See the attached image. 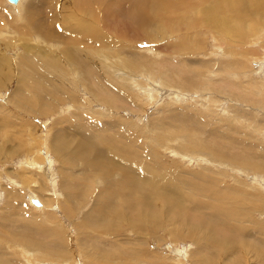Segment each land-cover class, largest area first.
I'll use <instances>...</instances> for the list:
<instances>
[{
	"label": "rangeland",
	"instance_id": "obj_1",
	"mask_svg": "<svg viewBox=\"0 0 264 264\" xmlns=\"http://www.w3.org/2000/svg\"><path fill=\"white\" fill-rule=\"evenodd\" d=\"M85 1L97 8L82 11L74 6L78 14L67 20L64 15L68 9L73 12V1L69 5L67 0H21L13 6L0 0V262L173 264L167 259L174 256L183 264L195 263L188 255L200 244L199 236L191 239L190 229L171 221L163 206L157 207L155 214L160 212L154 219H136L135 213L125 210L119 216L107 212V221L96 227L104 196L127 178H117L112 167L107 168L108 176L90 159L83 161L85 154L76 152L83 139L112 143L114 159L117 153L131 157L133 177L142 176L140 170L151 177L148 170L157 168L160 176L150 183L177 187L187 198L226 191L224 196L243 202L235 209L236 217L247 210L252 219L264 223V49L260 46L264 37H255L244 47L229 39L224 49L204 27L212 22L208 18L213 13L204 18L182 9L177 17L173 15L177 28L186 29L181 34L170 37L174 26L165 20L169 12L149 11L158 24L139 32L146 35L137 42L128 41L120 34L130 32L126 21L119 18L117 32L112 25L118 16L115 6L123 1ZM102 12L107 15L104 27L96 17ZM194 24L196 30H188ZM129 59L133 62L127 67ZM35 72L39 84L18 87L19 78H37ZM183 117L190 122H183ZM173 125L181 130L174 131ZM61 144L67 145L65 150ZM30 162L37 165L31 168ZM23 171L27 178H18ZM153 197L146 193L147 202ZM134 198L145 197L135 194L133 202ZM115 204L124 207L126 200L118 198ZM27 227L36 229L32 240L43 242L47 252L16 240L17 232L25 233ZM227 230L223 233L229 234ZM46 231L57 235L51 237ZM224 252L218 253L216 264H233V257L226 261L231 253ZM34 253L39 259L32 257ZM237 255L236 264H260L249 246Z\"/></svg>",
	"mask_w": 264,
	"mask_h": 264
},
{
	"label": "bare ground",
	"instance_id": "obj_2",
	"mask_svg": "<svg viewBox=\"0 0 264 264\" xmlns=\"http://www.w3.org/2000/svg\"><path fill=\"white\" fill-rule=\"evenodd\" d=\"M20 1L21 0H19L16 4H12V3L8 2V1L7 2L9 4L13 5V6H17ZM70 1L74 2L72 4L73 12L71 13L69 11V9L65 12L64 17L67 20L69 19L70 16H71L70 18H72L74 16V14H76V15L78 14V13H75L74 6L78 10H82V11L85 10V9H87L88 11H91V10H95L97 8V6H95L92 3L86 2L85 0H67L68 3ZM121 1H123L122 4L120 3L119 6H115V9H114L115 15H118V16L112 22L113 31H116V30L119 31V26H118L119 18H123L126 21L127 26L130 29V32L126 36H124L125 35L124 33L120 32V34L123 36V39L128 40V41L133 40V42H137V40H139L140 38H142V37H144L146 35V33H144V32H145V30L148 27L155 26L156 24H158L157 19L154 18L155 16L152 17L151 14H150V12L151 13L157 12V10L163 11L165 15L169 12L165 16V18H166L165 20H166V22L168 24L172 22L173 26H174V28L172 29V31L169 34L170 37H174V36H177V35L181 34L186 29H183V28L179 29V27L181 25H178V28H177L176 19L173 17V15H176V17H177V14L179 12H181L182 9L185 12L188 11L187 13H189L191 11L193 15L195 14V15H199V16L200 15L205 16L204 18H207L210 15V13H213V15H210L209 18H208V19L212 18L213 19L212 22L203 21V22H205L204 27H206V29H207L206 33L213 35L212 40L217 42L218 45H220V47L223 46L224 49H227L226 48L227 47L226 46V42H227L226 40H229V39H230L229 41H231V42L234 40L233 42L236 43V45H241L242 47H244V45H247L248 42H250L252 39H255V37H257V38L264 37V0H197V1H194V0H181L180 3L179 2L173 3L170 0H121ZM114 2H116V0H114ZM70 4L71 3H69V5ZM99 15H100V13H99ZM99 15L96 16L98 18L99 25H100V27H104L107 15L105 13H103V12H102L101 16H99ZM109 16H111V12L108 14V17ZM88 17H90V16H88ZM90 18L93 19V17H90ZM180 18H181V16H180ZM195 19H196V17H195ZM116 20H118V21H116ZM69 23H71V20H70ZM196 27H197L196 24H194L193 27H191L188 30H193V29L196 30ZM215 28L216 29L222 28L221 29L222 31L221 32H216ZM72 30H73V27H72ZM142 31H144V32L139 34V32H142ZM167 33H169V32H167ZM224 35H226V36H224ZM74 37H76V36H73V38ZM184 39H187V38H184ZM78 40H80V38ZM181 40H183V39H181ZM71 42H72V40H71ZM179 44H181V43H179ZM85 45L87 47L88 44H85ZM261 45H262V48L264 49V42L262 44H260V46ZM77 46H81V44L78 43ZM178 47L180 48V45H178ZM26 49L28 50L29 48H26ZM231 49H233L234 52L236 51L235 50L236 48H234L233 46H231ZM103 51L105 52V50H103ZM189 51H191V49H187V50L183 49L182 52H188L189 53ZM83 52H84V50H83ZM172 52L174 54H178V53L181 54L178 51H172ZM230 53H231V51H230ZM242 53H240V54H242ZM95 54L99 55L101 57L100 53H95ZM227 54L230 55L229 52ZM236 54L237 53H235V54L233 53V55H236ZM178 55H176V56H178ZM1 60H3V58H0V66H1V63H2ZM24 61H26V60H24ZM125 62L126 63L124 65H126L128 67V66H130V62H133V61H131L129 59V61H125ZM99 64H101V63L97 62V63H95V66H97L99 68ZM224 64H226V63H224ZM100 66H102V65H100ZM223 66L224 65H220L221 70H224V71L228 70V68L223 69ZM226 66H227V64H226ZM217 69L219 71V68H217ZM135 70H136V67L133 65V71H135ZM106 71H108V70H106ZM35 74H36V72H35ZM37 74L36 75H37L38 79L36 77H29V78H25V80L21 79V80H23V81H21L20 78H19L18 81H17V82H19L18 87H23L24 89H28V85L30 87V84H32V86H34L36 84H39L41 82V78L39 77V73L38 72H37ZM24 75H26V74H24ZM31 76H33V75H31ZM92 76L93 75H91L90 77L92 78ZM0 78H1V76H0ZM59 100H61V99H59ZM185 118L182 121L183 122L186 121V124L189 123L190 121L187 120V117H185ZM182 124L184 125L185 123H182ZM164 126H165V124H164ZM159 127H160V125H159ZM169 128H170V126H169ZM173 130L174 131H180L181 130L180 129V125H173ZM262 133H264V132H262ZM185 137H186V135H185ZM110 138L108 140H110ZM83 140L84 141H80V142L78 141L77 145H76V147L79 150L77 148L76 149L78 151L81 150L80 152L76 151L77 153H80L78 155L81 156L83 153L85 154V157L82 159L83 161H85L87 159H90L92 166H94L95 168L97 167L99 169L102 168L101 169L102 172L104 174H107L108 176H110L111 173H110V171H107L108 170L107 168L112 167L113 170H115V174L114 175L118 176L117 178H119L120 175H122L123 177L127 178L126 183L124 185H118V184L113 185L114 187L112 189V192H110V193H108V194H106L104 196V203H103V205L101 204V206H100L101 207L100 210L102 212H104V213H102L100 211L98 212V214H97L98 220L97 221L100 222V223L97 224L96 227L101 225L103 222L107 221L106 218H107L108 215L110 216V214H115L116 215V213H117V215L119 216L120 215L119 212L121 210L129 211L132 214L135 213L134 214L135 218L136 219L137 218H141V220H142L143 216L144 217H149V218L155 217L156 214L157 213L159 214V212H160L159 211V212H157L155 214L157 207L158 206H163V207H165L167 209V212H168L167 215H170L171 221L179 222L185 228H189L190 229L191 239H194V237L199 236V237H197L198 238L197 242L200 243V244H195L196 245V247H195L196 250L194 252H191V255L190 254L188 255L190 257V259L194 258V260H195L194 264H202L201 261L204 264H216V261H214V260H216V257L218 256V253H224L225 254V252H224L225 249L228 250L229 253H231L230 256L226 258V261H227V259L230 260L229 259L230 257H233V262H234L233 264H236L235 262L239 261V258H238L237 254H240L241 252H244L248 246L250 247L252 253L255 255V257L259 261V263L263 264V262H264V228H263L264 227V223H260V222H258L256 220L252 219L251 216H253V215L247 210H246V213H245L244 216H237L236 217L235 209H236V207L239 204H241L243 202H241L240 200L234 199V196H231L230 197L231 199L226 197V196H224L226 191H225V193L223 191L221 194L219 192L220 195L219 194L218 195L217 194L212 195L210 193H206V194H204L201 197H197V195H194V196H190V198H187L189 195L184 196V195L179 194L180 190H178L177 187L176 188H172V189L171 188H165V185H163V183H162V187L159 188L160 183H159L158 186L155 185L154 183H150L151 181L154 180L155 177L157 178V176H160L159 173H158L159 170L157 168H154L156 170H154V169L148 170L147 173L149 175L151 174V177H149L147 175H144V172L142 170L139 171L141 174H143L142 176L133 177V169L130 166V160H129V159H131V157H127V156H124V155H122L120 153H117L118 154V159H114V155L113 154L116 151V148L114 149L113 144L112 143L111 144L107 143V140H105V139H102L99 143H95L94 140H91L90 142L85 140V139H83ZM193 140H194V138H193ZM128 145H130V144H128ZM61 147L63 148L62 150H65L67 145L61 144ZM101 147H104L105 149L111 147L112 151H111V149H109V150L106 149V152H104V151L101 150ZM56 148L59 149V147H57V146H56ZM99 148H100L101 151H98ZM108 155H111V156L113 155V158L109 157ZM86 156H88V157H86ZM72 157L73 156H71V158ZM95 164H97V166ZM29 165L31 166V168H34L37 164L35 165L34 163L30 162ZM23 166H25V165H23ZM24 169L22 168V170H24ZM40 169H41V167H40ZM134 171L136 172V170H134ZM155 171L156 172L158 171V172L155 173ZM205 171H207V170H205ZM18 178H27L26 177V173L24 171H23V173H19ZM24 180H26V179H24ZM115 181H116V179H115ZM15 182L17 183V181H15ZM23 182H26V181H23ZM243 185H245V184H243ZM222 187H224V186H222ZM118 188H120V189H118ZM117 189H118V191H117ZM64 190L66 191V189H64ZM261 190L263 191V189H261ZM148 191H149L150 194H152L154 196L153 197L154 201H148V202L146 201V193ZM242 191H244V190H242ZM75 192H77V191H75ZM125 192H128V194L125 195L124 194ZM162 192H166V194L161 195V194H163ZM67 193L71 194L69 192H67ZM238 193H240V192H238ZM135 194H139V196L141 195V196H144L145 198H141L140 200H135V198H136V196H135L134 202H133V195H135ZM243 194L244 193H242V195ZM255 194H256V192H255ZM260 194L262 195V193H260ZM7 195L8 196L10 195V197H12V195L9 192H7ZM255 197L258 198L257 195ZM118 198H123V199L126 200V204H124V207H120V208L116 207V206L120 205V204H115V201ZM138 198H140V197H138ZM31 200H32V197H31ZM47 200H49V203L45 202L46 206H48L51 203L50 199H47ZM70 201H68V203H70ZM37 203H38V206H39L40 205L39 202H37ZM9 204H11V203H9ZM33 205H35V204H33ZM35 206H37V205H35ZM239 208H242V206L239 207ZM17 212H19V211H17ZM107 212H109L108 215L105 214ZM14 216H16V215H14ZM129 216H130V213H129ZM34 218L35 217H33V219ZM157 218L158 217H156L155 219H157ZM243 218L248 220L249 224H247L246 222L244 224V219ZM0 219H2L1 216H0ZM152 219H154V218H152ZM92 220H93V218H92ZM34 225H37V224L35 223ZM85 225L87 226L88 224H85ZM19 226L22 227L21 225H19ZM212 226H214V227H212ZM217 228L221 232H218ZM24 229H25L24 230L25 233L22 230H20V232H17L16 240L27 242L29 245L32 246V248H34V250H37V249L38 250H44V249L46 250V247H43V245L41 244L43 242L39 243L38 240L37 241H35V240L33 241L32 240L33 236L35 235L34 231L36 229H32V228H28V227L24 228ZM225 229L226 230L228 229L227 232L229 234H225L226 233ZM0 231H1V229H0ZM53 231L56 232V230H53ZM46 232L51 237H54V235H57V234H54L52 231H50V233L48 231H46ZM223 232H225V233H223ZM220 233L221 234H225V235H220ZM258 234L261 237H259ZM13 236L14 235L11 236L12 239H13ZM232 237H234V239ZM238 237H240V241L236 240V238H238ZM229 240H233V241L230 242ZM247 240H251V242H248ZM6 245H7V243L5 244V246ZM39 246H40V248H39ZM41 246H42V248H41ZM95 246L97 247V245H95ZM28 247H30V246H28ZM53 248H54V250H56L58 247L57 248L53 247ZM20 249H21V247H20ZM48 249L49 248H47V250ZM47 250L45 252H47ZM102 252H103V250L101 249V253ZM170 252H172V251H170ZM172 254H173V252H172ZM173 255H175V254H173ZM32 257H35L36 259H39L36 256V254H35V256H32ZM1 260H2V258H1ZM105 260H107V259H105ZM145 260H146V258H145ZM167 260L169 262H172L173 264H183L182 263L183 260L176 259L174 256L170 257V259H167ZM2 261L0 262V264H6V263H4L5 261L4 262H2ZM120 264H123L122 260H121ZM230 264H232L231 261H230Z\"/></svg>",
	"mask_w": 264,
	"mask_h": 264
},
{
	"label": "water",
	"instance_id": "obj_3",
	"mask_svg": "<svg viewBox=\"0 0 264 264\" xmlns=\"http://www.w3.org/2000/svg\"><path fill=\"white\" fill-rule=\"evenodd\" d=\"M7 1L12 4H16L19 0H7ZM33 203L38 206V203L36 201H33Z\"/></svg>",
	"mask_w": 264,
	"mask_h": 264
}]
</instances>
